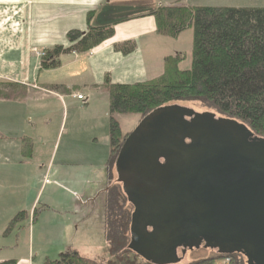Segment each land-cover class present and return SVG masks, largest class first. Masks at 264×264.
Here are the masks:
<instances>
[{
  "label": "crops",
  "instance_id": "0c3cea01",
  "mask_svg": "<svg viewBox=\"0 0 264 264\" xmlns=\"http://www.w3.org/2000/svg\"><path fill=\"white\" fill-rule=\"evenodd\" d=\"M191 1L0 0V263L31 264L33 246L55 252L45 259L55 258L67 247L90 257L104 253L102 208L110 153L105 77L121 84L155 78L162 73L164 57L176 53L161 54L160 73L150 72L145 45L154 51L166 38L157 34L155 19L148 14L151 9L174 2L264 6V0H203V5ZM112 23L110 38L87 52L61 55L57 68L40 69L37 53L57 44L69 46L67 31L85 32L89 26ZM124 41H134L135 50L122 54L113 49ZM95 101L102 103L99 110L91 109ZM122 116L115 115L121 131ZM59 137L65 138L60 152ZM44 179L50 184L38 197ZM62 185L73 196L78 194V201ZM98 201L100 209L94 207ZM38 203L42 207L34 215L29 235L6 237L4 231L16 214L24 212V219L13 225L22 229L27 213Z\"/></svg>",
  "mask_w": 264,
  "mask_h": 264
},
{
  "label": "water",
  "instance_id": "95a60500",
  "mask_svg": "<svg viewBox=\"0 0 264 264\" xmlns=\"http://www.w3.org/2000/svg\"><path fill=\"white\" fill-rule=\"evenodd\" d=\"M133 206L129 248L152 264L204 248L264 264V138L243 123L169 105L143 117L115 161Z\"/></svg>",
  "mask_w": 264,
  "mask_h": 264
},
{
  "label": "trees",
  "instance_id": "16d2710c",
  "mask_svg": "<svg viewBox=\"0 0 264 264\" xmlns=\"http://www.w3.org/2000/svg\"><path fill=\"white\" fill-rule=\"evenodd\" d=\"M148 14L155 19L158 35L175 38L186 29H193L190 67H179L181 55H168L163 59L162 73L155 78L121 84L110 83L109 76L105 77L104 87L109 94L110 153L103 196L104 253L90 257L67 247L55 258H46L44 264H152L137 259L139 255L129 248L133 206L121 183L112 182V169L116 170V158L129 133H122L116 114H138L141 120L160 107L196 102L209 112L245 124L254 135L264 138V7L174 2L151 9ZM112 25L89 26L85 32L67 31L69 46L57 44L44 48L40 69L57 68L63 54L91 50L113 35ZM135 47L134 41H124L116 43L113 49L128 54ZM23 219L24 213L18 214L8 230L14 222ZM217 255L219 261L228 258L230 264L245 260L241 253ZM215 259L176 264H215ZM14 263L9 260L0 264Z\"/></svg>",
  "mask_w": 264,
  "mask_h": 264
},
{
  "label": "rangeland",
  "instance_id": "374dc122",
  "mask_svg": "<svg viewBox=\"0 0 264 264\" xmlns=\"http://www.w3.org/2000/svg\"><path fill=\"white\" fill-rule=\"evenodd\" d=\"M194 1H197V3H194V4H199L200 2L202 3V5L204 4L203 0L202 1L192 0L191 2H194ZM255 6L258 7V5H255ZM259 7H264V6H259ZM165 37H166L165 39H160L159 40V43L161 45H158L154 49V51H153L152 47H148L149 44L145 45L144 57H145L147 65H149L148 68H149L150 72L151 73H156L158 71L160 73L162 65H161V62H160L159 66H157V61L158 60L160 61L161 54H163L165 52H167V54H168L171 51H175L176 52L173 55H181V57H183L181 62H180V64H179L180 68H185V69L189 68L190 67V63H191V59H192L191 50H192L193 29L189 28L188 30L184 31L183 33H180L175 38H172V37H169V36H165ZM43 49L44 48H42L37 53L38 57H40L42 55L41 51ZM157 55H158V57H157ZM162 71H163V69H162ZM63 76H64V74L61 73L60 77H63ZM152 77H155V76L152 75ZM175 104L179 105V106H183V107L189 108V109H192L195 112L210 111V110H206V108H204L201 104L196 103V102H176ZM101 106H102V103H99V102L95 101L94 104H92V106H91L92 108L91 109L99 110L101 108ZM215 115L218 116L217 114H215ZM119 120H120V123H121V126H122V130H123L122 132L124 134V132H127V133L131 132L136 127V125L140 121V116L138 114H133V113L132 114H126V115H123L122 117H120ZM64 140H65L64 137H62V139H61V137H59L58 140H57V142L60 144L59 152H60V149L63 147ZM56 147H57V145H56ZM116 178H117V173H116V170L113 168L112 169V182H116ZM49 184L50 183H49V181L47 179L43 180L42 187L40 189L38 197L40 196L43 187L45 185L48 186ZM61 188H63L66 191V193L71 194V196L73 197L74 200L76 199L75 196H77L79 198L78 194H76V193H75V196H73L72 195V191H69L70 189H66L67 187H65V186L63 187V185H62ZM68 188H70V187H68ZM42 198H43V196H42ZM1 202H2V200H1ZM1 202H0V205L3 206V204H1ZM41 207H42L41 203H38L37 205H35V208H33L29 213H27L28 220H27V222L26 221L24 222V227L22 229H19L18 225L15 226L14 228L8 230V234L9 235L6 236V237L13 238L16 235L19 236V237H24L26 234L29 235V233H30V229L29 228H31V226L33 224L32 221L34 220L33 213L35 211V214H36V212ZM94 207H99V209H100L101 203L98 201V204H95ZM2 209L3 208L0 207V211H2ZM102 210L104 212V208H102ZM100 212H101V210L98 211V214ZM20 213H24V212H19V213L16 214V216L18 214H20ZM28 235H26V237ZM2 237L3 236L0 235V239ZM104 248H105V246H104ZM21 249H22V252H23L22 254L27 256L26 248L24 247V249H23V246H22ZM20 252H21V250L18 253L21 254ZM47 254H49L50 257H54L55 256V252H53L52 249H48L46 247H40L39 248V247L33 246L31 254L28 257V261L31 264H44L45 256ZM177 255L181 259V263H187V262H190V261H193V260L206 259V258L215 259L218 256L216 250L210 249V248H204L202 246H200L197 249L187 250L184 254H182L180 251H178ZM140 258L141 257L138 256L137 259H140ZM218 258L215 259V260H217V262L215 264H224L225 263V259L226 258H223L220 261L218 260ZM238 258H240V257H238ZM239 260L240 261L242 260L241 262H243V263H241V264H247L246 258H245V260H243V259H239ZM227 263L230 264V260Z\"/></svg>",
  "mask_w": 264,
  "mask_h": 264
},
{
  "label": "built area",
  "instance_id": "2783aa9c",
  "mask_svg": "<svg viewBox=\"0 0 264 264\" xmlns=\"http://www.w3.org/2000/svg\"><path fill=\"white\" fill-rule=\"evenodd\" d=\"M76 98H77V99H79V100H81V99H83V96H82V95H79V94H77V95H76ZM228 261H229V259H228V258H226V259H225V263H224V264H228V263H227Z\"/></svg>",
  "mask_w": 264,
  "mask_h": 264
},
{
  "label": "flooded vegetation",
  "instance_id": "af4514ba",
  "mask_svg": "<svg viewBox=\"0 0 264 264\" xmlns=\"http://www.w3.org/2000/svg\"><path fill=\"white\" fill-rule=\"evenodd\" d=\"M187 250H188V249H187ZM187 250H186V251H187ZM192 250H193V249H192ZM214 250H215V249H214ZM178 251L181 252V249H178ZM178 251H177V252H178ZM186 251H185V252H186ZM216 252H217V251H216ZM217 254H219V253L217 252ZM220 255H222V254H220Z\"/></svg>",
  "mask_w": 264,
  "mask_h": 264
}]
</instances>
